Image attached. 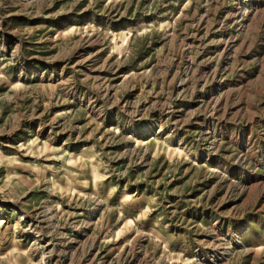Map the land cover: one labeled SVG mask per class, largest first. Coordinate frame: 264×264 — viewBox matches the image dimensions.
Returning a JSON list of instances; mask_svg holds the SVG:
<instances>
[{
	"label": "rangeland",
	"instance_id": "obj_1",
	"mask_svg": "<svg viewBox=\"0 0 264 264\" xmlns=\"http://www.w3.org/2000/svg\"><path fill=\"white\" fill-rule=\"evenodd\" d=\"M0 264H264V0H0Z\"/></svg>",
	"mask_w": 264,
	"mask_h": 264
}]
</instances>
